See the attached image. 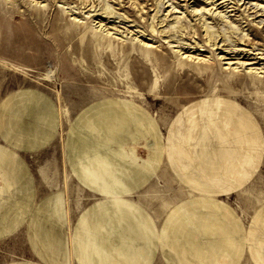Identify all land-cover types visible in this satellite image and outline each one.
<instances>
[{
	"label": "rangeland",
	"instance_id": "1",
	"mask_svg": "<svg viewBox=\"0 0 264 264\" xmlns=\"http://www.w3.org/2000/svg\"><path fill=\"white\" fill-rule=\"evenodd\" d=\"M254 68L264 0H0V264H264Z\"/></svg>",
	"mask_w": 264,
	"mask_h": 264
},
{
	"label": "bare ground",
	"instance_id": "2",
	"mask_svg": "<svg viewBox=\"0 0 264 264\" xmlns=\"http://www.w3.org/2000/svg\"><path fill=\"white\" fill-rule=\"evenodd\" d=\"M222 50V49H221ZM252 51H255L254 49H252ZM248 54H250V55H252L253 56V58L252 59H250L249 61H250V63L248 62V63H246V64H241V65H250V66H256V65H258L257 63L262 59V58H259L258 56L260 55V54H254V53H248ZM251 57V56H250ZM256 57V58H255ZM223 60H227V58L228 57H226L225 55H224V57H221ZM230 58V57H229ZM229 60V59H228ZM232 60V59H231ZM263 60V59H262ZM206 62V61H205ZM229 62V61H228ZM209 63V62H208ZM234 64H236V63H233V64H229V65H234ZM238 64V63H237ZM244 67V66H243ZM238 68V67H237ZM240 68V67H239ZM262 70L263 69H257V68H254V69H251V71L252 72H254L255 71V73H257V74H264V72H262Z\"/></svg>",
	"mask_w": 264,
	"mask_h": 264
}]
</instances>
